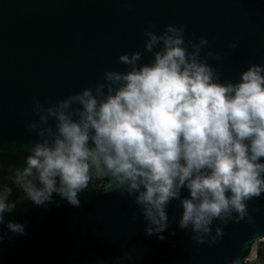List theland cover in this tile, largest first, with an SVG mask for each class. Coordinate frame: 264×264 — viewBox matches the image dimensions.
I'll return each instance as SVG.
<instances>
[{"label":"clouds","instance_id":"1","mask_svg":"<svg viewBox=\"0 0 264 264\" xmlns=\"http://www.w3.org/2000/svg\"><path fill=\"white\" fill-rule=\"evenodd\" d=\"M143 35V52L119 55L125 71H105L102 82L54 102L33 99L37 119L25 130L36 142L21 164L9 165L10 183L0 184V242L26 235V222L5 220L19 204L46 207L55 194L79 207L85 191L133 201L130 220L142 217L145 235L160 241L175 221L167 212L173 201L181 209L177 228L197 245L211 248L222 238L214 221L254 223L259 208L249 202L264 198V63L222 81L209 63L222 53L207 37L186 38L175 24L158 32L151 20ZM144 52L151 59L140 63ZM140 247L94 264H140ZM243 248L246 255L229 264H264V235Z\"/></svg>","mask_w":264,"mask_h":264},{"label":"water","instance_id":"2","mask_svg":"<svg viewBox=\"0 0 264 264\" xmlns=\"http://www.w3.org/2000/svg\"><path fill=\"white\" fill-rule=\"evenodd\" d=\"M146 20L158 32L175 24L185 26L186 38L207 37L222 53L219 62L209 60L222 81L264 63V0H0V184L10 183L9 165L21 164L36 142L25 130L37 119L33 99L54 102L102 82L105 71H125L118 57L144 51ZM231 41L238 47L229 48ZM150 59L144 52L140 63ZM17 195L14 190L10 199ZM53 197L46 207L25 201L5 215L27 228L26 235L0 242V264H94L137 243L140 264H229L246 255V241L264 235V198L249 202V209L259 208L251 213L252 225L214 221L213 234L220 226L223 236L209 248L177 228L181 209L175 201L167 209L175 221L160 241L145 235L142 217L130 220L136 205L118 193L82 192L79 207Z\"/></svg>","mask_w":264,"mask_h":264},{"label":"trees","instance_id":"3","mask_svg":"<svg viewBox=\"0 0 264 264\" xmlns=\"http://www.w3.org/2000/svg\"><path fill=\"white\" fill-rule=\"evenodd\" d=\"M262 256H264V253H262Z\"/></svg>","mask_w":264,"mask_h":264}]
</instances>
